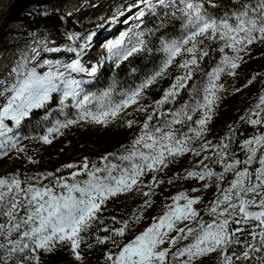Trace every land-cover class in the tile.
<instances>
[{
  "label": "snow or ice",
  "instance_id": "6c2138e0",
  "mask_svg": "<svg viewBox=\"0 0 264 264\" xmlns=\"http://www.w3.org/2000/svg\"><path fill=\"white\" fill-rule=\"evenodd\" d=\"M140 3L150 12L163 13L159 23L147 32L138 24L106 46L107 59L119 66L130 57L151 53L146 37L160 33V61L139 83L124 88L113 79L102 90L87 91L85 77L97 72L100 61L85 62L91 36L69 34L67 40L73 43L63 50L71 54L66 60L42 56L61 51L49 46L45 37L0 85L3 155L24 152L13 129L54 98L64 119L33 137L43 144L77 124L106 127L120 120L122 126L138 129L128 145L98 160L84 157L55 172L0 176V264H44V258L58 249L67 250L75 264H84L82 245L91 250L106 244L112 247L104 252L103 264H200L213 253L216 264H264V80L256 102L239 117L238 123L255 130L239 141L243 159L233 148L237 129L232 125L216 143L207 139L208 125L228 91L223 78H236L245 58H254L253 46L264 48V0ZM144 16L142 9L137 19ZM170 22H178L179 35L167 34ZM136 72L132 68L130 75ZM257 76L264 73L253 75L244 86ZM165 78L171 83L149 103L147 91ZM65 109L75 110L71 118ZM135 114L143 120L127 118ZM189 153L199 158L196 165L175 179L203 182L192 193L214 185V197L203 209L208 219L195 207L202 203L201 196L179 191L166 198L162 213L151 217L147 227L125 241L153 206L152 197L165 182L158 175ZM25 159L38 163L32 156ZM65 170H70L67 175ZM167 183L174 179L169 177ZM133 192L144 199L130 218L102 216L109 201Z\"/></svg>",
  "mask_w": 264,
  "mask_h": 264
},
{
  "label": "trees",
  "instance_id": "16d2710c",
  "mask_svg": "<svg viewBox=\"0 0 264 264\" xmlns=\"http://www.w3.org/2000/svg\"><path fill=\"white\" fill-rule=\"evenodd\" d=\"M59 0H53L50 4L38 5V9L34 12L24 10L19 19L26 23L29 30H35L43 27H54L58 39H66L69 34H78L83 32L71 18L64 15V13H57L56 6ZM148 15L147 21L150 22L149 27L159 23V17L163 15L160 10L155 13L146 9ZM87 26V25H86ZM169 36L179 35L178 22H170L167 28ZM147 36L149 41L148 47L152 49L151 53L145 51L139 55L130 57L128 61H123L119 66L106 63L105 68L98 69V76L94 80L92 86H96L102 90L107 87L113 79L119 82L121 87L127 88L129 85L139 83L146 73H149L157 64L160 56L156 52L158 46L157 36ZM56 59L66 60L69 55L63 50L58 53H47ZM262 70L264 72V61L262 62ZM137 69V72L130 75L131 69ZM257 68L253 66V62L246 64L243 68H239L238 75L235 79L224 77L222 82L225 83L228 91L223 94V98L219 101L218 108L215 111L212 121L208 125L207 139L216 143L228 131V126L232 125L237 129L236 140L233 143V148L236 150L237 156L242 155L239 149V141L242 138L253 134L255 131L251 125L240 124L239 117L244 114L246 109H249L255 102L259 95L256 93L254 99L243 101L241 91H234L236 88H243L247 80L252 77L254 70ZM172 74H174V70ZM171 83L170 78L162 79L158 87L163 90L164 86ZM148 99L152 101L156 97L153 91L147 94ZM183 99H188L186 93ZM71 110V109H70ZM58 112V113H56ZM67 113V112H66ZM61 115L56 98L48 102V106L44 109L34 110L30 117L26 118L21 124L13 129L14 134L19 138L20 146L24 148V152L16 153L15 150L8 151L7 155L0 154V161L11 160L8 170L0 176H5L9 173L19 172L21 176L25 173L32 175L37 172H55L64 164L79 162L82 158L87 157L90 161L98 160L108 153L118 152L122 145H128L133 135L138 131L137 127L127 128L122 126L120 120L109 124L106 127L89 128L81 126L80 124L73 125L67 129H63L62 135L55 136L50 144H43L39 141L38 145L34 146L30 142L38 139L43 135L44 129L51 126L53 118ZM47 117V119H45ZM129 119H137V116H129ZM9 126L12 127L10 122ZM226 124V126H224ZM26 156H32L38 163H30ZM187 160L179 158L175 163L169 166L165 173H160L158 178L165 182L156 189V194L152 197L153 206L147 209L143 215V219L139 224L133 225L129 233L125 236V241L132 238V235L139 233L151 220V217L162 213V206L166 198L175 195L179 191H186L182 184V179H175L176 174L184 175L187 169ZM215 170L219 171L217 167ZM65 170L63 174L67 175ZM169 177L174 179L173 184H168ZM148 179V177H146ZM207 199L210 195H206ZM144 197L140 193H131L126 196L121 194L107 203L106 209L102 216L107 218L115 216L119 220L128 219L132 216L133 210L143 203ZM204 219H208L205 215ZM111 224V221H107ZM119 226V225H116ZM90 243L92 241H89ZM111 244L95 245L91 250H88L82 245V255L86 258L84 264H103L104 252L111 248ZM44 264H75L69 252L65 249H58L52 254L44 258ZM200 264H216V254L206 256Z\"/></svg>",
  "mask_w": 264,
  "mask_h": 264
},
{
  "label": "rangeland",
  "instance_id": "374dc122",
  "mask_svg": "<svg viewBox=\"0 0 264 264\" xmlns=\"http://www.w3.org/2000/svg\"><path fill=\"white\" fill-rule=\"evenodd\" d=\"M17 1L18 0H10V1L0 0V56L3 53L12 50V48L16 50L23 49L24 56L30 55L31 49L37 46L36 41H43L45 37H47L49 46H55L60 50H64L67 45L73 43L72 41L67 40V38L58 39L54 27L51 26L43 27L32 32L31 30L28 29L26 23H24V21H22L21 19H10V16L12 15V8L17 3ZM52 1L53 0H51V2ZM102 1L103 0L94 3V0H59L56 6L57 13H64V15L71 18L73 23L79 26V28L83 29V32H80V34L81 33L83 34H81L80 36H91V39L88 41V47L86 49V56L84 59L86 60L85 62L92 64H95L97 63V61H100L98 65V69H102V68L104 69L106 63L115 65L112 60L107 59V48L102 51L99 50L98 46L100 43H104V44L106 43L107 46L108 43L115 42L117 39H119L121 33H128L131 29H135L138 24L140 25V29L144 30L145 32H147L150 29L149 27L150 22L147 21L148 15L146 12L144 17L137 19V15L140 10L143 9L144 11H146V9H144V5L140 3V0H129L128 3L125 0L124 3L119 4L117 7H115L113 11H111L107 16L106 13L102 11L106 10L109 7V5L110 6L111 4L115 5L121 0H109L108 7L107 8L104 7L100 9L101 7H98V5ZM37 9H38V5H34L26 10L28 12L31 11L34 12ZM118 12L122 14L117 15ZM125 43H127V39L125 40ZM253 47H254V51H253L254 58L252 59L245 58L247 62L243 63L239 67V68H243L246 64L253 62V66H255L257 69L254 70L252 76L258 73H264L262 70V66H263L262 62L264 61V55H262V53H264V48H259L256 46ZM96 53L100 56V58L94 57V55H97ZM42 56L47 59H56L52 55L47 53H42ZM159 61L160 58L156 63L158 64ZM175 74L176 73L172 75ZM97 76L98 73L96 72L91 77H85L86 80L85 86L87 91L95 92L100 90V88L96 86H92ZM10 79L11 77L9 76L8 71L4 72L0 70V85H3L4 81ZM161 80H158L156 84L152 85L150 89L147 91L146 95L150 91H153V93L156 94L154 100L159 99L160 95L163 92V90H160V88L158 87L159 82ZM261 80H264V76H257L256 80H254L251 85H248L247 87L244 86L243 88L240 89L244 99L243 101L246 102L248 100L254 99L256 93H258L262 89ZM168 85L169 84L164 86V88H166ZM2 101H3V96H0V102ZM151 101H152L151 99H148L149 103ZM64 111L67 112V115L71 118L75 110L65 109ZM128 111L131 112L132 109L129 108ZM135 115L137 116V120H141V121L143 120L142 115L139 114H135ZM57 119L63 120L64 116L58 115V117L53 118V121ZM84 126L89 128L103 127L95 124H84ZM224 126H226V124H224ZM30 143L36 146L38 145L39 140H35V141L33 140ZM238 156L241 159H243V154L242 155L239 154ZM183 158L187 160L186 170L193 169L194 166L196 165L197 159H199L193 157L190 153L183 156ZM10 164H11V160L9 159L0 161V175L8 170ZM202 183L203 182L197 181L195 179H187V180L182 179V184L189 195L201 196L202 203L196 205L195 207L201 210L202 216H205L203 214V209L205 205H207L208 202L214 197L215 187L213 185L207 190L201 189V191L197 193L191 192L192 188L201 187ZM124 194L128 196L131 193H124ZM207 194L210 195L208 199L206 196ZM149 223H151V220ZM147 226L148 225H146L145 227ZM83 258L84 261H86V258L84 256Z\"/></svg>",
  "mask_w": 264,
  "mask_h": 264
},
{
  "label": "bare ground",
  "instance_id": "6f19581e",
  "mask_svg": "<svg viewBox=\"0 0 264 264\" xmlns=\"http://www.w3.org/2000/svg\"><path fill=\"white\" fill-rule=\"evenodd\" d=\"M5 1H10V0H5ZM101 0H94V3L96 2H99ZM125 0H121L120 2L116 3L115 5L114 4H111V6L109 5L108 7V4H109V0H103L102 2H100V4L98 5V7H101L100 9L102 8H107L106 10L102 11L104 13H106V16L111 12L113 11V9L115 7H117L119 4H122L124 3ZM129 0H126V2L128 3ZM34 6V5H33ZM32 7V6H30ZM29 7V8H30ZM89 12V11H87ZM99 50H105L106 49V43H100L99 44ZM97 54V53H96ZM88 55V54H87ZM24 56L23 55V49H20V50H16L14 48H12V50L8 51V52H5L3 53L1 56H0V70L2 71H10V69L16 65V63L21 59V57ZM90 58V57H89ZM91 59V58H90ZM86 61V60H85ZM87 63V62H86Z\"/></svg>",
  "mask_w": 264,
  "mask_h": 264
},
{
  "label": "water",
  "instance_id": "95a60500",
  "mask_svg": "<svg viewBox=\"0 0 264 264\" xmlns=\"http://www.w3.org/2000/svg\"><path fill=\"white\" fill-rule=\"evenodd\" d=\"M51 0H18L12 8L10 19H19L20 14L33 5L48 4Z\"/></svg>",
  "mask_w": 264,
  "mask_h": 264
}]
</instances>
